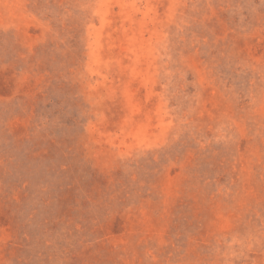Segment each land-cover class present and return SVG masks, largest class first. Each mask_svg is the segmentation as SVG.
Wrapping results in <instances>:
<instances>
[{
    "label": "rangeland",
    "instance_id": "374dc122",
    "mask_svg": "<svg viewBox=\"0 0 264 264\" xmlns=\"http://www.w3.org/2000/svg\"><path fill=\"white\" fill-rule=\"evenodd\" d=\"M0 264H264V0H0Z\"/></svg>",
    "mask_w": 264,
    "mask_h": 264
}]
</instances>
